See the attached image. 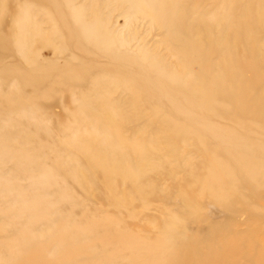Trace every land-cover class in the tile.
Returning a JSON list of instances; mask_svg holds the SVG:
<instances>
[{"label":"bare ground","instance_id":"bare-ground-1","mask_svg":"<svg viewBox=\"0 0 264 264\" xmlns=\"http://www.w3.org/2000/svg\"><path fill=\"white\" fill-rule=\"evenodd\" d=\"M8 1L0 0V16L5 7L12 14L8 31L0 23V126L15 119L3 137L17 141L9 153L0 149V223L9 219V206L16 205L15 213L24 217L15 228L10 226L12 220L7 229L0 227L4 263L183 264L184 241L182 236H171L170 225L150 242L122 226L112 235L102 234L98 227L111 219L83 209L89 210L100 196L115 215L121 214L152 193L149 185H134L139 179L159 173L173 180L172 167L179 166L168 161L177 159L183 162L185 180L194 194L182 196L183 212H158L163 223L182 217L187 229L200 231L188 240L191 246H203L195 264H236L229 258L235 255L244 258V264H264V241L250 243L259 238L257 232L264 234V207L257 206L258 192L264 191V135L260 138L257 133L264 123V94L258 92L264 50L255 34H245L264 28V3L214 0L212 17L200 22L193 12L199 0H86L84 4L17 0L13 8ZM111 4L133 10L161 31L162 46L168 49L169 44L174 50L183 74L172 73L161 57L149 67L148 55L143 54L133 66L129 54L112 53L119 42H114L101 19L103 8ZM235 16H239L236 25H230ZM201 30L212 35L200 40ZM44 37L62 57L61 70L56 65L43 69L32 60L34 45ZM205 48L206 54H216V65L206 64ZM242 66L253 76L251 82L245 81ZM8 76L12 90L6 92ZM57 81L71 93L42 88ZM73 86L79 94H74ZM59 96L70 99L63 119L49 115V104H37ZM17 114L28 121L20 123ZM71 116L80 117L83 126H75ZM217 118L227 119L228 129L213 123ZM240 120L248 124L243 126ZM21 134L26 135L19 139ZM22 150L33 156L50 153L46 163L53 168L40 173V182L28 177L37 167L31 157L22 156ZM192 157L196 163L188 162ZM13 160L16 173L4 167ZM27 185L33 188L27 197L13 196ZM77 193L86 202L79 201ZM204 199L215 209L210 219L200 217V206L195 204ZM76 206L81 207L78 212L71 210ZM237 214L245 216L247 227L233 233ZM133 217L134 213L128 214ZM121 237L125 242L117 247ZM243 237L248 243L238 249Z\"/></svg>","mask_w":264,"mask_h":264},{"label":"rangeland","instance_id":"rangeland-1","mask_svg":"<svg viewBox=\"0 0 264 264\" xmlns=\"http://www.w3.org/2000/svg\"><path fill=\"white\" fill-rule=\"evenodd\" d=\"M17 0H9V5L11 8H13V5H16ZM86 0H78V4H84ZM262 3H264V0H261ZM198 5H195L193 8V12H195L198 16V19L200 22H207L208 19L212 16H210V7H212V4L214 3V0H199ZM12 5V6H11ZM188 5V4H187ZM125 7H128L125 5ZM3 16H0V23L2 21V26L5 31H8L9 25L12 23V14L11 11H8L5 7V13L3 12ZM216 17V16H215ZM239 16H235L231 18L230 25L234 24L236 25L238 21ZM217 18V17H216ZM101 19L103 20L102 24L107 28L109 35L112 37L114 42H119L118 47L112 48V53L117 55L122 54H129L128 59L129 61L133 62V66L137 63H139V57L143 54H147L148 57L145 58V63L149 67H154L152 65L153 61H159V57H161L165 61V66L174 74L176 75H182L183 72L179 69L177 65V59L173 56L174 50L164 48L166 47L164 44L162 46L161 41L163 40V34L161 31H158L157 29L153 28V26L146 21H142L141 16L135 15L133 10H128L125 8H121L119 5L114 6L111 4L109 7L106 6L103 8V12L101 13ZM206 19V20H205ZM218 20H221L217 18ZM204 20V21H201ZM246 36H252L256 35V39L258 40V46L261 50H264V28H261L257 32H254L252 30L245 31ZM212 34L206 30H201L199 33V39L202 40L205 37H210ZM48 39L46 37L42 38L41 40L37 41L34 45V49L32 50L33 55L32 60L36 62L38 66H41L44 68H54L55 66L51 67V65H56L58 69L61 70V68L58 67V64L62 63L63 59L61 56L56 55L55 49L52 47V45L47 43ZM104 53V51H103ZM98 53V54H103ZM97 54V53H95ZM203 56L207 59L206 64H212L216 65L217 58L216 54L210 53L209 55L206 54V48L204 49V53H202ZM68 55V54H67ZM12 59V56L11 58ZM14 62L17 63V56L14 58ZM105 61V60H103ZM108 63V59L106 60ZM106 63V64H107ZM128 67V66H127ZM131 68V67H130ZM206 67H202V69H205ZM245 67H241L240 70L245 76V81L251 82L253 80V76L246 72ZM148 70H150L148 68ZM59 78L58 76H53L52 78ZM12 79V76H8L7 82L4 86L5 91L9 92L12 90V86L8 85V81ZM74 87V94L78 93V88ZM44 90L53 91L56 93L61 94L62 89L66 93H71L72 89L68 88L67 86L62 85L57 81L56 84L48 83L44 84L42 86ZM258 92L260 96H263L264 94V76L261 72L260 80L258 81ZM64 93V94H66ZM39 98V97H38ZM58 99V102L56 100ZM57 99L53 100H45L41 99L38 101V105H44L49 104V115H52L54 118H65L63 111V108L68 106L70 99L68 97H62L59 96ZM39 106L33 107V110H37ZM28 108L27 110H29ZM161 110L163 108L161 107ZM17 119L20 120V123L28 121L26 117L21 116L20 114H17ZM71 120L74 123L75 126H83L82 119L77 116H71ZM16 120L13 119L11 121H3L1 125L6 126H0V149H7V153H9L11 150H15L14 143L17 141L14 138H9V136H4L3 133H5V128L7 126H10L12 122H15ZM240 122L243 124H248V120H240ZM213 123L217 124L219 127L223 129H228L229 122L227 119L222 120L220 118H217L213 120ZM25 126V125H24ZM257 133L259 134V137L264 135V123L261 121L259 129L257 130ZM54 134V133H53ZM26 134H21L19 136V139ZM37 140V139H36ZM190 145V143L188 144ZM163 147V146H160ZM158 147V149H160ZM16 153V151H13ZM22 156L25 157H31L33 160V163L36 165L37 169L34 173H31L28 175L30 180H33L34 182L38 183L40 182V173L45 170H50L53 167L48 166L46 163V160L51 158L50 153L42 156H33L26 152V150H22ZM195 157V156H194ZM192 157L188 160V162L196 163L197 159ZM166 159V158H165ZM171 159V157H170ZM168 162H172L173 165L179 166V168H174L173 171L175 172L173 176L175 178L171 180L168 176H161L159 173H150L146 176V178H141L137 181L138 187H145L146 185H149V187L153 188L150 190L152 193H148L147 196H145V199H139L135 201L134 206L125 207L123 210H121V214L115 215V211L113 208L107 204L102 197H99V201L92 202V205L90 206L89 210L87 209V206H85L83 209L84 211H88L91 213L94 217L105 218L104 220L110 218L109 222L103 226H99V230H101L102 234L107 233L109 235L114 234L113 230L116 229L117 226L132 228L134 230V233L137 235H140L145 241L150 240H156V238H160V236L165 233L162 227L164 228L167 224L170 225V232L171 236H182V240L184 241V249L187 252V255H185V259L183 264H195L197 255L199 254V251L203 246L198 243L191 246L189 243V239H193L194 235H201L200 231H194L193 228L187 229V221L183 219L182 217H179V220L177 221H166V223H163V216H161L158 211L162 209L163 213H165L166 210L170 211L173 214L183 212V208L181 206V198L182 196H189L193 195L194 191L190 188V183L188 180H185V173L183 169L181 168L183 166V162L177 159H171ZM5 169H9L10 167L14 169L13 173H16L14 166V160L9 161L7 164L4 165ZM24 173V172H23ZM177 173V174H176ZM99 181V180H98ZM20 184H24V182L20 181ZM100 188H102L100 186ZM37 191H42L41 187L36 188ZM33 190L31 186H23L21 187L17 192L13 193V196L16 194H20L24 197H27V195ZM129 192V187L127 188V193ZM135 192V191H134ZM133 192V193H134ZM258 196V202L257 206L258 208L264 207V199L263 201L261 198L264 196V191H259ZM262 193V194H261ZM76 197L79 201L86 202V197L82 196L81 194L77 193ZM137 199V198H136ZM253 202V198H252ZM195 204L200 206L199 215L203 218L210 219V211L215 210L213 206L207 201H196ZM84 205V203H83ZM178 206V207H177ZM14 209H16L15 206H9L7 208V212L10 213L9 219L5 223H0V227L3 228V230L8 228V225L11 222V227L15 228L18 224L21 223L24 214H16ZM81 207H75L74 209L71 208V210L78 212ZM219 211V210H218ZM221 211H219L220 213ZM129 213H134L135 217L128 218ZM217 213V214H216ZM121 215V217H120ZM218 212L215 211V216H218ZM221 215V213H220ZM116 216L118 218H116ZM231 217V216H230ZM244 215H236L234 227L231 229V231L234 233L235 231H244L246 229L245 223H243ZM214 218V216H213ZM117 219V220H116ZM154 223V225H152ZM138 224V225H137ZM162 224H165L164 226ZM140 227H144L145 231H140ZM202 227V226H201ZM148 229V230H147ZM159 230V231H157ZM189 230V231H187ZM189 234V235H188ZM121 236V235H120ZM257 236L259 238L253 239L250 243L253 245L257 244V241L263 242L264 241V234L257 232ZM5 237H8L6 235ZM114 238V236H112ZM234 239H238L236 236H232ZM223 242V239H220ZM125 242V240L121 237L120 241H118V245L120 243ZM248 243V238L243 237L239 239V242H237V248L243 249L245 245ZM2 254V250L0 248V255ZM230 260L233 263L236 264H244V258H242L240 255L235 256H229ZM193 262V263H192ZM0 264H5L4 260L0 258Z\"/></svg>","mask_w":264,"mask_h":264}]
</instances>
